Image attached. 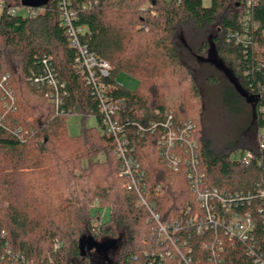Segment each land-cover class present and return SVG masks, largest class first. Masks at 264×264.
<instances>
[{
    "label": "trees",
    "instance_id": "1",
    "mask_svg": "<svg viewBox=\"0 0 264 264\" xmlns=\"http://www.w3.org/2000/svg\"><path fill=\"white\" fill-rule=\"evenodd\" d=\"M0 2V39L19 57L22 73L18 81L0 66V76L8 74L17 100L16 110L4 109L0 101V111L6 112L0 115L4 126H0V264H103L109 259L97 240L113 239L117 228L123 229L126 238L113 264H150V256H145L150 241L146 211L136 205V196L126 190L119 175L113 140L104 134L97 103L75 68L76 51L69 47L58 0L31 7L41 11L35 17H10L6 8L19 6L21 1ZM144 2L153 10L140 11ZM69 5L75 15L73 25L84 29L80 42L113 66L105 80L108 94L125 103L118 120L133 158L145 173L147 201L154 204L163 223L182 222L199 205L189 191L185 169L175 173L160 161L157 134L141 137L132 123H158L167 113L175 124L191 121L203 188L251 194L264 189V148L259 150V140L255 148L239 142L216 151L200 133V106L198 114L178 92L171 99L174 86L170 82L187 80V68L172 40L176 26L188 23L198 29H215L216 56L252 100L247 102L233 85L229 87L241 105H248L249 113L246 107L240 109L245 126H255L256 133L264 131V0H69ZM44 56L51 58L60 108L68 115L58 114L44 97L52 93L50 87L29 81L32 72H41ZM120 73L135 77L138 88L130 91L120 85L116 80ZM188 83L194 85L191 78ZM27 116L32 122L24 121ZM72 117L80 122L76 136L67 132ZM90 118L97 127L87 126ZM239 151L252 153L247 165L232 159ZM158 186L163 187L162 193L156 192ZM102 208L109 212L104 224L98 213ZM262 209V214H253L264 251L263 205ZM95 221L101 223L98 234L91 231ZM176 236L187 242L194 262L207 263L206 246L214 237L212 232L197 235L193 228L183 226ZM83 237L97 245L84 255L79 248ZM219 239L223 264H253L242 243L222 235ZM160 264L178 263L170 257Z\"/></svg>",
    "mask_w": 264,
    "mask_h": 264
},
{
    "label": "built area",
    "instance_id": "2",
    "mask_svg": "<svg viewBox=\"0 0 264 264\" xmlns=\"http://www.w3.org/2000/svg\"><path fill=\"white\" fill-rule=\"evenodd\" d=\"M247 7L250 3L246 4ZM57 8L60 13L62 27L67 35L69 47L76 51L74 60L75 68L83 77L85 85L89 88L92 98L97 103V111L100 116L101 128L104 134L114 143L113 154L119 161V175L125 180V188L136 196V205L143 208L147 214V223L150 228L149 250L145 256H150V264L162 263L166 258L173 257L178 264H198L191 257V248L187 242H180L177 234L183 226L193 228L195 234L202 235L212 232L214 237L207 244L209 258L206 264H223L221 257L223 246L219 235L229 240L242 243L245 247V255L253 264H264V251L257 239V223L254 218L262 214L264 206V189H259L255 194L243 192H226L217 188H203V175L198 172L197 144L193 138L195 126L187 121L175 124L172 114L167 113L161 122H149L146 125L132 123L137 134L141 137L149 134H157L156 150L160 161L170 170L177 173L183 167L189 191L195 195L199 207L191 217L184 221L172 220L166 223L161 221L154 204L147 201L145 173L133 158V148L120 124L118 116L125 110L123 100L114 99L108 94L109 87L105 80L109 78L113 66L89 52L86 45L80 42L79 36L83 28L75 27L73 21L75 15L70 8L69 0H58ZM3 9L0 2V11ZM41 11L22 5L6 8V14L13 16L35 17ZM247 14L244 18V26L247 25ZM239 41V37L236 36ZM41 72L31 73L29 81L36 86H48L52 93H46L45 98L50 102L56 112L61 115L69 114L61 109V99L58 96V82L50 57H42L40 60ZM8 74L0 76V101L6 110H14V95L8 87ZM0 126L4 127L1 122ZM20 130H16L19 134ZM259 150L264 148V133H259ZM252 159V153L243 151L236 161L247 165ZM157 193L163 192V187L156 188ZM258 201L262 205L255 204ZM250 209V210H249ZM252 210V211H251ZM254 213V214H253ZM264 225V221H262ZM99 221L91 226V231L98 234ZM57 247V246H56Z\"/></svg>",
    "mask_w": 264,
    "mask_h": 264
},
{
    "label": "rangeland",
    "instance_id": "3",
    "mask_svg": "<svg viewBox=\"0 0 264 264\" xmlns=\"http://www.w3.org/2000/svg\"><path fill=\"white\" fill-rule=\"evenodd\" d=\"M139 10H153V6L149 2H144ZM150 15L156 16V13L151 11ZM215 34H217L215 29H198L188 23L176 26L172 40L180 62L187 68V80L185 83L176 84L175 79H170L174 86L171 91V99L181 94L183 99H187L193 108L197 110L198 114L200 106V133L202 132V136L210 142V145L216 151L222 150L229 144L239 142L255 148L257 140L260 138L259 133H256L255 126H245L246 118H244L243 112L240 111L241 108L243 110V107H246L245 111L249 113L248 105L244 103L243 106L239 103L233 95V90L230 91L229 87H232V84L225 74L210 61H222L219 56H216ZM0 66L16 80L22 79L20 59L12 53L2 39H0ZM224 66L228 68L225 63ZM189 78L194 81L193 86L188 83ZM214 79L215 81H213ZM116 80L130 91H135L138 88L136 78L126 73H120ZM11 86L8 82V87L14 95V108L16 110V92ZM193 87L195 92L192 90ZM4 113L2 114L0 111V115L5 116L6 112ZM32 120V117L27 116L24 121L32 122ZM87 126L97 127L96 120L94 118L88 119ZM79 131V119L69 118L67 121L68 134L76 136ZM262 132L264 133V131ZM242 152L239 151L233 154L232 159L239 157ZM97 205L98 202H95L94 206ZM98 213L100 214L101 223H106L109 218L108 210L102 208ZM125 238L126 235L121 228L116 229V236L113 239L98 238L97 242L104 247L111 264L117 260L120 246ZM109 261H103V264H109Z\"/></svg>",
    "mask_w": 264,
    "mask_h": 264
},
{
    "label": "water",
    "instance_id": "4",
    "mask_svg": "<svg viewBox=\"0 0 264 264\" xmlns=\"http://www.w3.org/2000/svg\"><path fill=\"white\" fill-rule=\"evenodd\" d=\"M21 5L25 7H39L44 5L48 0H20ZM211 63H213L217 68H219L226 76V78L229 80V82L234 86L236 91L244 98H246L247 102H251L252 100L246 97V94L242 91V89L238 86L235 79L233 78L232 74L225 68V66L220 62L216 60H210ZM94 246H97L95 243H92L91 239L83 237L79 241V248L84 255L85 250H90ZM101 248H99L100 250Z\"/></svg>",
    "mask_w": 264,
    "mask_h": 264
}]
</instances>
